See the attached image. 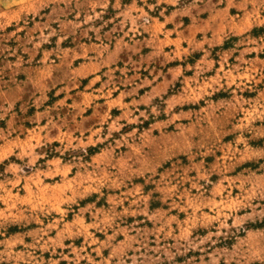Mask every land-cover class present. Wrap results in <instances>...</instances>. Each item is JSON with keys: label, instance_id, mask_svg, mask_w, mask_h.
<instances>
[{"label": "rangeland", "instance_id": "rangeland-1", "mask_svg": "<svg viewBox=\"0 0 264 264\" xmlns=\"http://www.w3.org/2000/svg\"><path fill=\"white\" fill-rule=\"evenodd\" d=\"M0 264H264V0H0Z\"/></svg>", "mask_w": 264, "mask_h": 264}]
</instances>
